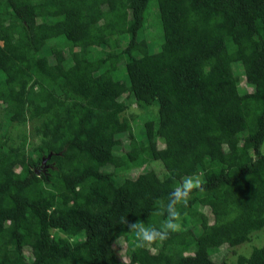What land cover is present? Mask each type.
Instances as JSON below:
<instances>
[{"label": "trees", "instance_id": "16d2710c", "mask_svg": "<svg viewBox=\"0 0 264 264\" xmlns=\"http://www.w3.org/2000/svg\"><path fill=\"white\" fill-rule=\"evenodd\" d=\"M0 114V264H264L211 257L264 229V0H0Z\"/></svg>", "mask_w": 264, "mask_h": 264}, {"label": "clouds", "instance_id": "9594fccd", "mask_svg": "<svg viewBox=\"0 0 264 264\" xmlns=\"http://www.w3.org/2000/svg\"><path fill=\"white\" fill-rule=\"evenodd\" d=\"M201 180L194 176H185L182 181L169 194L167 203L161 202V207L165 215L159 227L154 225H146L143 221L129 222L122 220L130 233L135 235V238L141 247H150L157 241L166 240L170 233L180 229L179 223L181 213L178 206H186L193 190L201 188Z\"/></svg>", "mask_w": 264, "mask_h": 264}, {"label": "rangeland", "instance_id": "374dc122", "mask_svg": "<svg viewBox=\"0 0 264 264\" xmlns=\"http://www.w3.org/2000/svg\"><path fill=\"white\" fill-rule=\"evenodd\" d=\"M148 30V29H147ZM155 30V29H154ZM151 109L155 110V107H152ZM143 109L138 108L134 106V104H131L128 109H126L123 112V115H132L135 118H140L143 115ZM1 116V114H0ZM14 121L10 126L6 127V134L11 137V139L14 142H18L19 137L21 136L22 132L27 131L26 129L29 128V124H26L25 126L15 123ZM26 128V129H25ZM120 140L116 139L117 141H120L119 143H114V148L117 150H120L121 152H124L127 150L128 147V139L126 135H121L119 137ZM264 146V145H263ZM264 148V147H263ZM116 150V151H117ZM146 166L149 168H153L159 173H162V166L159 161H149L146 163ZM102 167V166H101ZM103 169L107 171H111V166H105L102 167ZM144 166L141 165L140 167L136 168H130L128 170H125L123 174L133 176L136 173H138L141 169H143ZM122 174V175H123ZM200 209L204 210V212L209 213V208L206 205L200 206ZM264 243V229L258 232H254L249 236V240L245 241L243 243L237 244L236 246L230 247V246H222L220 247L216 252H214L211 257L214 260H234L237 256V254H244L247 255L253 246H261ZM118 247L121 249V255L126 258L127 257V244L126 241L123 239H120L117 242Z\"/></svg>", "mask_w": 264, "mask_h": 264}, {"label": "water", "instance_id": "95a60500", "mask_svg": "<svg viewBox=\"0 0 264 264\" xmlns=\"http://www.w3.org/2000/svg\"><path fill=\"white\" fill-rule=\"evenodd\" d=\"M43 162V161H42Z\"/></svg>", "mask_w": 264, "mask_h": 264}]
</instances>
